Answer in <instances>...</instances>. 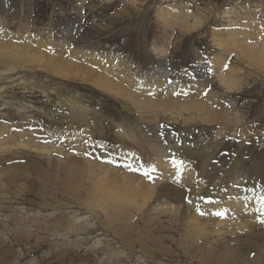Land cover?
<instances>
[{
    "label": "rangeland",
    "instance_id": "obj_1",
    "mask_svg": "<svg viewBox=\"0 0 264 264\" xmlns=\"http://www.w3.org/2000/svg\"><path fill=\"white\" fill-rule=\"evenodd\" d=\"M180 2L190 11V23L192 16L203 20L198 29L187 32L179 21L166 24L157 13L160 6ZM258 2L264 5V0H0L6 34L0 40L23 50L0 55V264H264L255 259L261 250L251 245L264 248V225L242 228L238 218L227 224L215 216L207 235L189 224L194 214L210 216L227 197L251 191L264 196V67L212 42V29L221 28L220 12ZM89 54L128 65L135 82L115 73L123 65L109 69ZM214 56L245 69L235 88L227 89L212 72ZM98 74L127 89L99 88ZM148 77L197 86L214 95L225 114L234 110L240 125L207 123L212 114L207 118L179 106L138 108L130 100L138 91L157 96L156 90L139 88ZM159 156L185 161L195 172V181L179 188L186 204L179 214L156 199L162 194L161 170L149 171L151 179L143 175ZM92 164L123 177L132 174L136 185L151 184L153 198L136 207L97 204L95 183L102 171ZM246 239L250 244L239 251ZM227 254L236 258L227 261Z\"/></svg>",
    "mask_w": 264,
    "mask_h": 264
},
{
    "label": "bare ground",
    "instance_id": "obj_2",
    "mask_svg": "<svg viewBox=\"0 0 264 264\" xmlns=\"http://www.w3.org/2000/svg\"><path fill=\"white\" fill-rule=\"evenodd\" d=\"M250 3L248 5H250ZM183 5H185V2H180L178 4H169V6L167 7L160 6L159 7L160 9L157 10V13L161 16L162 20L166 24H173L174 22L179 21L181 24H183L187 32H189L190 30L198 29L202 25L203 20L197 16H192L194 22L192 23L191 21L190 23L189 21V18L191 17V15H189L190 11L188 9L187 10L184 9L185 7ZM263 10H264V5L261 2H258V3H253V6L251 5L250 7H246V5L242 3H237L236 5L231 6L229 9L220 12L219 17L221 19V26H220L221 28L217 30L212 29V37H213L212 42L218 43V46L222 49H226V50L228 49L232 53L235 52L236 54L235 57L239 59L242 60L245 58L250 60L252 59L255 62L261 63V66L264 67V25H263L264 22L262 20V18L264 17ZM180 17H182L183 20L180 21ZM5 35L6 34L0 28V38H3ZM22 53L23 50L18 49V47H15L13 45V42L7 43V42H1L0 40V55L16 56V55H22ZM89 57L93 58L97 62H100L101 64L103 63L105 66H107V68H109L111 64L113 65L119 63V65H123L125 68L118 67L116 68L115 73L117 71L118 74L120 73L121 75L125 76L127 80L129 79L132 83L135 82V80H133L132 76L130 75V67L119 61L118 63H116L115 61L116 58L113 59L109 57L108 61L106 62L104 60H100L98 56L97 58H95L92 54H89ZM210 58L212 63V72L215 74V76H217L219 82L227 89L235 88L236 85L241 82L242 80L241 77L245 76L246 74L244 72L245 70L244 68L238 69L235 66H228L225 62L221 61L217 56ZM55 66L58 65L55 63ZM63 66L64 65L62 64V67ZM62 67L60 68L58 75L63 76L62 73L64 69ZM67 67L70 68L71 66L69 65ZM95 80L97 81V86L101 89H105V87H109L110 91H114L115 89L118 90L127 89V88L124 89V87L118 83H114V82L108 83V78L102 74H98ZM187 86H184L181 83L179 84L169 83L158 77L156 78L148 77L144 81L143 85L142 83L141 85H139V88L142 90L145 89L147 91L156 90L157 96L145 97L144 94L145 92L141 93L140 90L139 93L137 89L138 91L137 96L131 93L133 95V98L130 100L138 108H142L145 110H150L152 108L175 109L176 106H179V107H183L185 111H191L192 114L193 113L196 114L197 112L202 111L203 113H205V117L207 118L212 114V116L209 119H206L207 123H213L215 122V120L222 119L223 122L221 123L225 125V127L240 125V120H238L236 124V118L238 117V115H236V112L233 110V113L231 112L229 114H225L223 112V109L226 108H223L221 106V103L216 99V97H214V95L212 94L209 95L204 93L203 90L199 89L195 85L191 87H187ZM187 95L196 97L198 99L195 100L193 98H188V99L182 98V96L186 97ZM210 105H213L214 107L216 106V108H220L219 106H221L220 110L222 109V111L219 110H217L218 112H216L215 110L213 111V107L211 109V107H209ZM73 106L77 107L76 105ZM224 106L226 107V105ZM23 145L26 146L25 144ZM73 158H71L72 163L79 164V162L75 160V158L74 159ZM166 159L167 158H165L164 160L163 158L162 160V158H160L159 156L158 160H154V162L151 163L149 162L148 167L150 169L154 166V168L161 170L157 172L158 173L157 183L160 186L159 189H161L162 194H160L159 191H156V194L158 193L160 194L159 196L156 197V199L159 198V200L163 201V204L161 206L164 207V209H166L167 211H175L176 213L179 214L186 205L183 204L185 191L182 192L181 189L179 190V188L180 186H184V187L185 185L187 186L188 181H191L190 183L192 184L195 181V172L192 168V165L188 164L185 161H183L184 162L183 163L178 158H177L178 160L175 159L171 160L172 158L169 160ZM174 160L180 161L182 162V164H174L173 163ZM92 165L98 167V169L102 171L101 173L102 175L100 174V177L96 178L97 181L95 183L97 185L96 187L98 188L96 197L99 201L97 204L101 203L102 205V203L106 204V202L108 203L112 202L111 204H114L113 202H115L116 205H120L121 203L123 204L126 203L130 206L136 207L137 202L139 200L147 201L153 198L154 187H151V184L143 183L142 185L141 184L136 185L134 184V182L131 183L130 176L132 174L123 177L119 175L118 172L114 173L112 168H110L109 166L102 167L98 164H92ZM66 171H68V169H66ZM178 178H182L180 182H177ZM168 181L172 184H175V186L173 185L172 187L170 184H168ZM165 193L171 198L172 202L169 201L165 202V199L163 197ZM260 198H261L260 194L252 191L248 193L245 192L243 194L239 193L236 196L227 197L226 199L220 201L216 206L214 205L215 208L212 210V214H210V216H207L206 212H204L203 215L201 216H196L194 214V216L191 217L189 224L193 225L192 228L197 229V231H199L201 234L208 235L210 234L208 231H210L209 229L212 227L213 217L217 216L215 215V213L223 212L224 213L222 217L223 223L231 224L233 218H238L237 220H235V223L241 225L242 228H244L245 226L246 228L251 227L252 225L258 224L260 219H264V205H262ZM245 217H247L248 219L243 220ZM263 236L264 233L261 235V238ZM249 244L250 242L246 239L240 245L239 251L241 250L244 251L243 249L245 248V246L247 247V245ZM251 245L261 250L258 251L260 254L258 258H255V256H253L252 258H255L257 260L261 259L262 261H264V248L261 249V247L256 244H251ZM235 258L236 257L233 254L226 255L227 261L232 262Z\"/></svg>",
    "mask_w": 264,
    "mask_h": 264
},
{
    "label": "snow or ice",
    "instance_id": "obj_3",
    "mask_svg": "<svg viewBox=\"0 0 264 264\" xmlns=\"http://www.w3.org/2000/svg\"><path fill=\"white\" fill-rule=\"evenodd\" d=\"M109 162L111 163V162H113V161H109ZM173 163H174V164H182V162H180V161H175V160L173 161ZM124 166H125L126 168L131 169L132 171H139V169L133 168L132 165H130V164H125ZM142 167H143V166H142ZM149 171H155L154 166H153L150 170H144V171H143V175H145L146 177H148L149 179H151L152 177L149 175ZM260 200H261L262 205H264V196H262V197L260 198ZM197 211H199V209H197ZM201 214L203 215V213H201ZM215 215H217V216H223L224 213H223V212H216ZM259 223H261L262 225H264V219H260V220H259Z\"/></svg>",
    "mask_w": 264,
    "mask_h": 264
}]
</instances>
